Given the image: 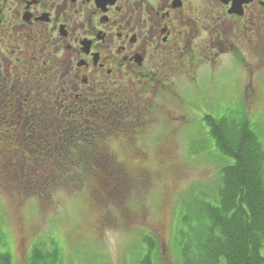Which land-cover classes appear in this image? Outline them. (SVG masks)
Returning a JSON list of instances; mask_svg holds the SVG:
<instances>
[{
    "label": "flooded vegetation",
    "instance_id": "1",
    "mask_svg": "<svg viewBox=\"0 0 264 264\" xmlns=\"http://www.w3.org/2000/svg\"><path fill=\"white\" fill-rule=\"evenodd\" d=\"M263 64L264 0H0V116L10 123L0 154L16 167L31 145L54 153L51 114L66 154L84 130L117 163L144 139L164 153V133L195 120L185 107L209 106L212 85H227L216 81L224 69L237 105L255 102Z\"/></svg>",
    "mask_w": 264,
    "mask_h": 264
},
{
    "label": "rangeland",
    "instance_id": "2",
    "mask_svg": "<svg viewBox=\"0 0 264 264\" xmlns=\"http://www.w3.org/2000/svg\"><path fill=\"white\" fill-rule=\"evenodd\" d=\"M261 68L264 74V64ZM232 71L228 67L220 72L216 81L223 79L227 85H212L209 106L185 107L196 114L195 120L185 127L179 123L173 135L164 133V153L156 151L149 139L142 141L144 151L139 155L121 153V165L113 166L114 179L99 192L100 202L94 200L89 187L70 192L58 189L48 198L19 195L6 176L13 170L9 169L10 154H0V251H9L14 261L22 264L36 242L49 243L53 238L61 249L63 264H133L145 251L142 239L148 234L161 246L155 264H181L176 241L182 201L188 205L193 200L214 203L221 168L233 162L221 155L207 134L203 115L246 116L264 145V82L256 91L255 102L237 105L236 98L242 95L232 85ZM7 120L3 125L9 126ZM16 121L22 123L18 117ZM88 183L92 184L90 190L97 192L96 180Z\"/></svg>",
    "mask_w": 264,
    "mask_h": 264
},
{
    "label": "trees",
    "instance_id": "3",
    "mask_svg": "<svg viewBox=\"0 0 264 264\" xmlns=\"http://www.w3.org/2000/svg\"><path fill=\"white\" fill-rule=\"evenodd\" d=\"M53 116V126L43 137L46 133L50 142L53 141L54 153H41L28 141L32 148L16 155L19 164L10 165L9 169L13 170L7 171L10 185H15L19 195L35 194L41 198L50 197L58 189L70 192L89 187L94 200L102 201L99 192L114 179L113 166L117 162L94 152L99 149L100 141L86 130L78 134L73 145L70 143L77 153L66 154L61 119ZM7 121L0 116V138L8 135L1 130V126L7 127ZM207 125L221 155L233 162L221 168L214 203L192 199L188 205L182 201L176 241L181 264H264V145L246 116L214 119ZM23 137L17 136L19 140ZM93 179L98 185L97 192L88 186ZM142 242L145 251L136 256L133 264H155V257L161 252L160 242L148 234H144ZM0 264L18 263L9 251H0ZM22 264H63L57 241L50 238L49 243L36 242Z\"/></svg>",
    "mask_w": 264,
    "mask_h": 264
}]
</instances>
